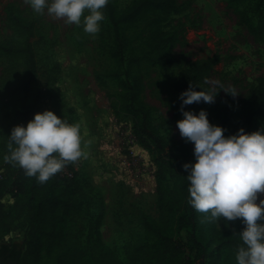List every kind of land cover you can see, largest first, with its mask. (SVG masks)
Here are the masks:
<instances>
[{"label": "rangeland", "instance_id": "obj_1", "mask_svg": "<svg viewBox=\"0 0 264 264\" xmlns=\"http://www.w3.org/2000/svg\"><path fill=\"white\" fill-rule=\"evenodd\" d=\"M9 1L21 6L38 25L34 38L38 78L32 85L27 102L36 112L54 110L70 123L79 124L81 143L86 157L70 162L79 171L83 181L82 209L68 219L69 239L84 243L89 226L95 222L104 202L105 214L101 220L102 240L112 247L123 263L134 253V244L144 233L140 212L158 216L156 170L151 150L142 142L135 129L134 118L119 105V85L116 75L118 63L110 56L108 44L112 32L107 18L101 21L97 34L84 32L83 24H67L47 14L36 13L25 0H0V38H7L10 27L5 6ZM123 9L134 0H113ZM178 9L165 15L159 22L164 29L175 30L178 43L175 55L178 63L164 68L144 62L141 68L144 80L143 95L152 108L154 122L168 140L182 139L176 124L183 118L180 91L177 86L179 71L194 61H205L215 54L220 56L213 70L203 81L206 90L218 92L215 102L201 103L186 108L199 112L206 109L212 123L217 110L230 106L236 119L240 117L244 96L264 77V0H177ZM135 44L146 45L150 28L146 21L129 31ZM20 59L0 53V100L7 99L21 79ZM101 74L106 85L99 84ZM220 85L235 88L233 97ZM16 124L5 119L0 111V168L9 175L11 163L9 134ZM234 127V123H232ZM264 126V116L254 118L255 131ZM192 145V142L186 141ZM64 169L63 172H67ZM0 170V171H1ZM175 178L168 176L173 186ZM95 186L91 190L87 184ZM7 188H11L8 186ZM264 197V194H261ZM100 197L103 199L101 200ZM15 191L6 192L1 201L8 208L15 202ZM21 216L14 224L19 226L0 238L1 242L22 241L26 224ZM238 220L226 224L217 220L219 227L234 229ZM146 240L151 239L149 237ZM41 264H54L50 252L43 248Z\"/></svg>", "mask_w": 264, "mask_h": 264}, {"label": "trees", "instance_id": "obj_2", "mask_svg": "<svg viewBox=\"0 0 264 264\" xmlns=\"http://www.w3.org/2000/svg\"><path fill=\"white\" fill-rule=\"evenodd\" d=\"M177 0H134L121 9L108 0L102 10L112 32L108 44L111 57L118 63L116 75L119 85L120 108L135 120V129L142 142L151 150L156 170L158 216L141 211L140 222L144 233L134 244V253L126 264H237L236 253L243 244L240 230L244 225L238 220L234 229H223L217 221H208L209 214L197 212L189 203L185 162L195 161L194 145L182 140H168L161 133L160 124L154 122L152 108L143 95L144 80L141 68L144 62L164 68L178 63L175 46L178 36L175 30L164 29L159 22L165 15L177 11ZM10 27L7 38H0V53L20 59L21 79L11 91L10 97L0 100L2 116L17 124H27L33 118V105L27 102L32 85L38 78V66L34 38L38 25L21 6L9 1L5 6ZM146 21L150 28L146 45L135 44L129 31ZM264 29V23L262 24ZM215 54L205 61H194L179 71L177 86L180 93L190 85L206 90L202 83L219 61ZM99 84L106 85L101 74ZM240 117L234 116L230 106L217 110L216 120L224 126L225 135L243 127L252 131L254 118L264 116V77L242 100ZM202 103V102H201ZM201 103L186 105V108ZM234 123V127L232 126ZM9 175L0 168V238L19 225L24 217L26 232L22 241L0 243V260L5 263L41 264L43 248L52 253L54 264H125L115 250L102 240L101 220L105 214L104 202L94 223L89 226L84 243L69 239L68 219L82 209L83 181L72 164L41 184L36 177L25 175L24 170L11 163ZM67 172H63L64 169ZM168 176L174 177L173 186L167 184ZM10 186L11 188H7ZM95 189L91 183L87 184ZM15 191V202L8 208L2 196ZM102 200L103 198L100 197ZM149 237L150 240H146Z\"/></svg>", "mask_w": 264, "mask_h": 264}, {"label": "clouds", "instance_id": "obj_3", "mask_svg": "<svg viewBox=\"0 0 264 264\" xmlns=\"http://www.w3.org/2000/svg\"><path fill=\"white\" fill-rule=\"evenodd\" d=\"M36 13L83 24L84 32L97 34L108 0H25ZM233 97L235 88L220 85ZM219 92V91H218ZM218 92L197 90L195 85L180 93L183 118L177 121L180 135L194 144L195 161L185 162L188 203L208 221L239 220L243 244L236 253L237 264H264V126L255 131L243 127L225 135L222 125L209 119L206 109L197 113L186 105L214 103ZM10 155L5 160L18 165L25 175L47 182L70 162L86 157L80 125L70 123L54 110L35 113L27 124L15 125L9 134Z\"/></svg>", "mask_w": 264, "mask_h": 264}, {"label": "water", "instance_id": "obj_4", "mask_svg": "<svg viewBox=\"0 0 264 264\" xmlns=\"http://www.w3.org/2000/svg\"><path fill=\"white\" fill-rule=\"evenodd\" d=\"M0 264H8V263H5V262L0 260ZM9 264H17V262L16 261H11Z\"/></svg>", "mask_w": 264, "mask_h": 264}]
</instances>
